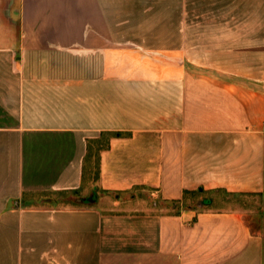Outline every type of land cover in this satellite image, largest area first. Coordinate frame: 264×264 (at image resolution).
I'll return each mask as SVG.
<instances>
[{
	"label": "crops",
	"instance_id": "0c3cea01",
	"mask_svg": "<svg viewBox=\"0 0 264 264\" xmlns=\"http://www.w3.org/2000/svg\"><path fill=\"white\" fill-rule=\"evenodd\" d=\"M222 2L239 56L264 61V0ZM182 3L0 0V264H264L240 211L119 197L264 191V78L184 64ZM109 133L94 179L87 143ZM63 193L84 202L46 198Z\"/></svg>",
	"mask_w": 264,
	"mask_h": 264
},
{
	"label": "rangeland",
	"instance_id": "374dc122",
	"mask_svg": "<svg viewBox=\"0 0 264 264\" xmlns=\"http://www.w3.org/2000/svg\"><path fill=\"white\" fill-rule=\"evenodd\" d=\"M214 3V4H213ZM175 4H173L174 6ZM177 5V4H176ZM182 13L175 12V16L183 18V24L179 27V32L185 35H191L196 41L184 42V48H195L191 57L183 58L186 65H196L202 69L207 67L214 69L215 72H229L237 80V75H246L248 79H262L261 73L264 61L260 58L240 57L239 56V26L236 24L224 25L227 18H238L239 10L231 8L223 9L222 0H183ZM174 17V9L170 10ZM193 20V21H192ZM231 35V42H224L223 36ZM187 53V52H186ZM237 76V77H236ZM250 79L247 81L249 82ZM87 173V172H86ZM89 176H85L88 182ZM97 192V191H96ZM86 193H89L86 192ZM101 194L97 192V195ZM119 197L125 200L134 199L133 204L126 203L124 206L128 209H139L158 214L174 213L181 210H192L199 212L203 210L240 211L247 215L252 229L260 230L264 234V191L259 195L239 196L222 191L195 192L186 197L182 204L166 202L159 197H152L147 191L132 190L128 193L119 194ZM54 202L63 200L66 204H81L82 198L64 197H46ZM52 202V201H51Z\"/></svg>",
	"mask_w": 264,
	"mask_h": 264
},
{
	"label": "trees",
	"instance_id": "16d2710c",
	"mask_svg": "<svg viewBox=\"0 0 264 264\" xmlns=\"http://www.w3.org/2000/svg\"><path fill=\"white\" fill-rule=\"evenodd\" d=\"M102 137L98 140H93V141H88L87 143V154H86V161H91L93 165L94 161V169H93V175L94 179L98 177V161H99V153L101 150H104L105 148L108 147V139L110 137H120L122 136L121 133H109L107 135H101ZM66 196V193H63ZM64 196V197H65ZM183 201H185V193H184V198L182 201H173L175 205L177 204H182Z\"/></svg>",
	"mask_w": 264,
	"mask_h": 264
}]
</instances>
